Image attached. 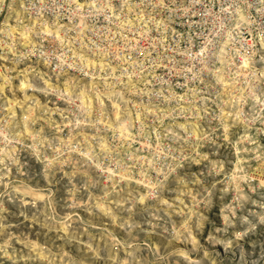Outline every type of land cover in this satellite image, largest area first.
<instances>
[{
  "label": "rangeland",
  "instance_id": "374dc122",
  "mask_svg": "<svg viewBox=\"0 0 264 264\" xmlns=\"http://www.w3.org/2000/svg\"><path fill=\"white\" fill-rule=\"evenodd\" d=\"M110 1L0 0V264H264V0Z\"/></svg>",
  "mask_w": 264,
  "mask_h": 264
},
{
  "label": "bare ground",
  "instance_id": "6f19581e",
  "mask_svg": "<svg viewBox=\"0 0 264 264\" xmlns=\"http://www.w3.org/2000/svg\"><path fill=\"white\" fill-rule=\"evenodd\" d=\"M114 1H116V0H114ZM114 1H110V2H114ZM121 1V5H120V7H123V6H125V5H127V3H126V0H118V1H116L117 3L118 2H120ZM179 1H183V0H179ZM14 3V2H13ZM112 4V3H111ZM119 6V5H118ZM117 6V7H118ZM129 7V6H128ZM127 9V8H126ZM128 10V9H127ZM148 11V10H147ZM128 12V11H127ZM220 31V30H219ZM216 32V31H215ZM18 39H20L19 37H18ZM93 55H95V53H93ZM1 58H3V57H1ZM3 60H5V59H3ZM246 65V61L244 60L243 61V66H245ZM7 66V65H6ZM11 69V68H10ZM94 74V73H93ZM92 74V75H93ZM88 77V79H94V77L93 76H90V75H87ZM259 76V75H258ZM96 78V77H95ZM258 78V77H257ZM261 79V78H260ZM256 80V79H255ZM87 82V81H86ZM256 82H258V80H256ZM19 85V92H22V91H24V90H31V91H33V94H31V95H33L34 96V94H36V93H38V92H40V91H37L35 88H33L32 86H30L25 80L24 81H21V83L20 84H18ZM257 87V86H256ZM28 96L29 95H26L25 96V99H27L28 98ZM124 123V122H123ZM122 126V125H121ZM124 127V126H123ZM124 138V137H123ZM127 139V138H126ZM128 140V139H127ZM89 156V155H88ZM141 183V182H140Z\"/></svg>",
  "mask_w": 264,
  "mask_h": 264
}]
</instances>
